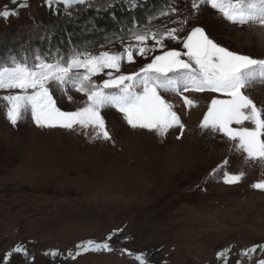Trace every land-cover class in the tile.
I'll use <instances>...</instances> for the list:
<instances>
[{"label":"rangeland","instance_id":"374dc122","mask_svg":"<svg viewBox=\"0 0 264 264\" xmlns=\"http://www.w3.org/2000/svg\"><path fill=\"white\" fill-rule=\"evenodd\" d=\"M137 1L0 0V264H264L257 3L167 0L99 29Z\"/></svg>","mask_w":264,"mask_h":264},{"label":"trees","instance_id":"16d2710c","mask_svg":"<svg viewBox=\"0 0 264 264\" xmlns=\"http://www.w3.org/2000/svg\"><path fill=\"white\" fill-rule=\"evenodd\" d=\"M166 2H167V0H144V1L140 0L138 2L137 6L133 10L127 9V7H123L122 5L115 4L111 7L112 13L114 14L113 17L115 19L114 20L115 23L112 21H107L105 19V16L102 15L101 18L100 17H99V19L97 18V23H98L97 25H99V29L101 31H104L105 33L117 34L118 29L116 28L115 25H118V24H116V22H118L119 24L125 25V24H127V22H130V23L133 22L132 20L136 19V18L141 20L144 18L148 19V18L155 17V16L161 14L160 10L163 9ZM95 35H97V34L96 33H90V35H84L83 37H85V38L83 41L81 38L79 40H78V38H76V39L73 38L71 41L72 37L71 38L68 37V40L71 42H74L75 45L78 48H80V47H82L81 43L82 42L88 43L90 41L89 39H94V41L96 42L98 40L99 36L97 35L98 37L96 38V37H94ZM49 40H50L51 50L54 49L55 46L60 51H62V49H65V47H67L66 45H67L68 41H67V38H65V36H61V37H59V39H57L56 34H54L53 37L50 36ZM61 46H62V48H60ZM5 49L1 48L0 55H1V53L4 52Z\"/></svg>","mask_w":264,"mask_h":264},{"label":"water","instance_id":"95a60500","mask_svg":"<svg viewBox=\"0 0 264 264\" xmlns=\"http://www.w3.org/2000/svg\"><path fill=\"white\" fill-rule=\"evenodd\" d=\"M59 4H74V3H83L86 0H51ZM15 6L24 4L26 0H15ZM14 6V5H13ZM18 6V7H19ZM14 9V7H6L3 8L4 11H10ZM184 46L186 51L195 57L203 56L206 48V35L203 30L201 29H194L189 32L187 35ZM177 56V52L175 50H167L154 58V64L161 65V66H168L173 59ZM123 79V76L119 75L113 77L111 79H107L103 82L104 87H112L116 84H119Z\"/></svg>","mask_w":264,"mask_h":264},{"label":"bare ground","instance_id":"6f19581e","mask_svg":"<svg viewBox=\"0 0 264 264\" xmlns=\"http://www.w3.org/2000/svg\"><path fill=\"white\" fill-rule=\"evenodd\" d=\"M263 1V0H262ZM260 0H249L248 3H257L256 8H257V13H259L260 18H264V10L262 12H260V10L262 9V5L260 3ZM263 3V2H262ZM249 8L248 5H246V9ZM252 8V7H251ZM247 11V10H246ZM250 15V14H249Z\"/></svg>","mask_w":264,"mask_h":264},{"label":"built area","instance_id":"2783aa9c","mask_svg":"<svg viewBox=\"0 0 264 264\" xmlns=\"http://www.w3.org/2000/svg\"><path fill=\"white\" fill-rule=\"evenodd\" d=\"M141 1H144V0H141ZM138 2H139V1H137V2L134 4V6H133L132 8L127 7V9H131V10H133V9L137 6Z\"/></svg>","mask_w":264,"mask_h":264}]
</instances>
